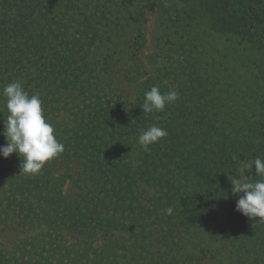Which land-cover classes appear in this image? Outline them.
I'll use <instances>...</instances> for the list:
<instances>
[{
  "label": "trees",
  "instance_id": "obj_1",
  "mask_svg": "<svg viewBox=\"0 0 264 264\" xmlns=\"http://www.w3.org/2000/svg\"><path fill=\"white\" fill-rule=\"evenodd\" d=\"M16 81L64 152L36 175L0 155V264H264L228 179L264 160V0H0V133ZM153 86L179 98L145 114Z\"/></svg>",
  "mask_w": 264,
  "mask_h": 264
},
{
  "label": "clouds",
  "instance_id": "obj_2",
  "mask_svg": "<svg viewBox=\"0 0 264 264\" xmlns=\"http://www.w3.org/2000/svg\"><path fill=\"white\" fill-rule=\"evenodd\" d=\"M2 95L6 98L5 106L9 115L4 121L3 132L0 133L7 142L5 146H0V155L8 158L16 153L22 160L20 172L39 174L46 162L64 152V145L57 140L54 126L44 115L39 93L29 95L22 83L16 81L5 85ZM144 96L142 111L151 114L164 111L166 105L178 100L179 93L175 89L162 93L158 86H153ZM167 135L166 129L152 125L146 130H140L138 143L144 151H150V145ZM233 159L236 157L233 156ZM253 168L255 176L260 177L255 181L245 175ZM228 179L231 182L232 195L239 197L235 210L249 220L264 222V160L257 157L251 161H241L240 175ZM173 211L172 207H168L165 214L170 216Z\"/></svg>",
  "mask_w": 264,
  "mask_h": 264
},
{
  "label": "rangeland",
  "instance_id": "obj_3",
  "mask_svg": "<svg viewBox=\"0 0 264 264\" xmlns=\"http://www.w3.org/2000/svg\"><path fill=\"white\" fill-rule=\"evenodd\" d=\"M143 8V15L145 17V23L143 26V34H144V38L146 40V43L144 45V50L142 51L143 55H146L150 52V50L152 49L155 40H157V38H159L160 32H159V28H158V24L156 21V13L154 11V9L148 5V4H144L142 6ZM213 45H222L223 41L222 40H212ZM150 73V69L147 68L145 75ZM128 97L131 98V92L128 93Z\"/></svg>",
  "mask_w": 264,
  "mask_h": 264
}]
</instances>
